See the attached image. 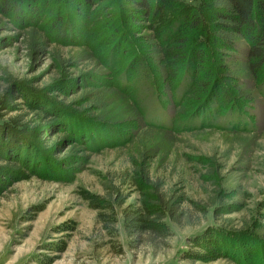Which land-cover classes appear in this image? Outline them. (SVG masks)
I'll return each instance as SVG.
<instances>
[{
  "label": "rangeland",
  "instance_id": "rangeland-1",
  "mask_svg": "<svg viewBox=\"0 0 264 264\" xmlns=\"http://www.w3.org/2000/svg\"><path fill=\"white\" fill-rule=\"evenodd\" d=\"M27 13L0 12V166L19 165L16 179L0 174V264H264V81L245 55L226 50L230 95L203 100L183 67L174 76L153 54L162 46L149 27L127 23L143 48L112 52L109 29L78 25L33 58ZM13 83L30 102L9 101ZM16 115L19 143L3 129ZM143 156L165 189L185 192L192 222L165 219L162 237L148 236L156 245H133L124 223V207L140 203Z\"/></svg>",
  "mask_w": 264,
  "mask_h": 264
},
{
  "label": "trees",
  "instance_id": "trees-1",
  "mask_svg": "<svg viewBox=\"0 0 264 264\" xmlns=\"http://www.w3.org/2000/svg\"><path fill=\"white\" fill-rule=\"evenodd\" d=\"M0 12L18 21L23 20L21 17L28 12L29 18L26 17L27 21L20 26H28L26 35L33 58L44 53L51 42L56 41L54 37H68L78 25L93 28L95 24L97 33L109 29L103 39L113 42L112 52L119 48L121 51L124 45L136 49L135 44H138L141 49L139 41L142 36L137 39L128 31L127 23H131L153 30V40H158L156 44L163 47L160 51L153 46V54L161 53V60L167 63L174 76L183 67L191 83L198 86L203 100L214 99L222 93L226 97L230 95L224 83L232 81L229 79L232 75L223 64L226 50L245 55L251 74L264 81V0H0ZM239 38L245 40V46L239 45ZM55 56L60 64H64L59 50ZM214 57L219 59L218 63L214 62ZM137 59L144 69L146 61L139 56ZM7 95L10 102L31 100L25 89L16 83L12 84ZM34 107L38 108V105ZM9 122L13 127L3 125V129L6 132L11 129L12 141L19 143L18 133L24 129V122L19 115ZM75 156L68 155L60 164H69ZM10 161L16 164L19 157ZM17 166H0V174H12L16 179L13 172H18ZM133 172V184L139 188L140 203L128 204L123 209L125 229L133 245L146 240L156 245L155 239L162 237L165 231L163 221L167 218L180 225L192 224L185 218L183 206L188 199L185 192L175 187L165 189V183L151 175L144 156L133 160ZM104 187L110 196L113 197L115 191L119 195L118 186L105 184ZM216 193L217 197L218 191ZM216 197L211 205L217 203ZM121 198L120 195L116 201L119 205L125 203ZM154 235L155 239H149ZM144 236L149 237L145 239ZM220 238L229 240L223 235ZM251 243L241 242L242 245Z\"/></svg>",
  "mask_w": 264,
  "mask_h": 264
}]
</instances>
